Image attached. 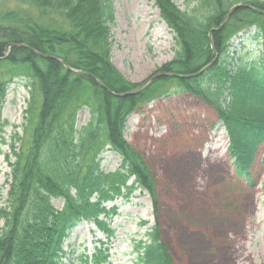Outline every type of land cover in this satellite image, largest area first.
I'll use <instances>...</instances> for the list:
<instances>
[{"label": "trees", "instance_id": "trees-1", "mask_svg": "<svg viewBox=\"0 0 264 264\" xmlns=\"http://www.w3.org/2000/svg\"><path fill=\"white\" fill-rule=\"evenodd\" d=\"M153 1L175 45L171 60L156 71L188 77L159 76L137 94L117 96L137 84L110 61L109 0H0V7L9 5L0 10L1 139L9 85L27 80L29 87L23 135L16 134L19 144L10 142L11 158L6 156L0 264L108 263V248L95 246L74 257L65 241L83 221L112 236L118 207L109 204L129 200L137 190L155 208L153 177L124 137L127 117L146 102L188 93L206 103L227 133L234 174L253 184L250 169L264 144V0H184V9L172 0ZM237 3L262 12L239 7L213 31ZM242 34L259 45L256 54L233 43ZM9 44L14 46L6 54ZM83 108L89 119L77 126ZM106 150L120 159L112 170L101 165ZM133 250L137 264H171L155 225Z\"/></svg>", "mask_w": 264, "mask_h": 264}, {"label": "rangeland", "instance_id": "rangeland-1", "mask_svg": "<svg viewBox=\"0 0 264 264\" xmlns=\"http://www.w3.org/2000/svg\"><path fill=\"white\" fill-rule=\"evenodd\" d=\"M172 1L185 8L184 0ZM109 3L110 61L128 82L139 85L173 57V34L153 0ZM241 36L233 43L256 54L259 45ZM26 81L9 85L2 109L7 124L0 138V202L8 189L9 144H19L15 136L23 135L26 123ZM88 119V109L79 110L77 126ZM124 137L153 177L156 206L139 190L129 200L117 199L109 204L118 207L110 222L114 234L107 237L92 223L81 222L65 241L74 257L102 246L108 248L105 264H137L135 241L155 225L171 264H264V144L251 166L249 185L233 172L227 135L215 111L188 93L141 104L128 116ZM102 157L105 170L116 168L120 161L109 150ZM54 204L61 207L60 200Z\"/></svg>", "mask_w": 264, "mask_h": 264}, {"label": "water", "instance_id": "water-1", "mask_svg": "<svg viewBox=\"0 0 264 264\" xmlns=\"http://www.w3.org/2000/svg\"><path fill=\"white\" fill-rule=\"evenodd\" d=\"M238 7H246V8H250V9H252V10H254V11H258V12H262V11H260V10H257V9H255V8H253L252 6H250V5H248V4H237V5H234L233 7H231L228 11H227V13L224 15V17H223V19H222V22H221V24H220V26L218 27V28H216V29H214V31H217V30H219L222 26H223V24H224V22L226 21V19H227V17L234 11V10H236ZM11 46H14V44H9L7 47H6V49H5V51H6V54H7V52L9 51V48L11 47ZM37 54H39V55H43V54H40V53H37ZM43 56H46V55H43ZM67 70H69V71H75V70H73V69H71L70 67H68V66H66L62 61H60V60H58ZM159 76H170V77H183L182 75H177V74H173V73H167V72H155L148 80H146L145 82H143V83H141L140 85H138L137 87H135L134 89H132V90H130V91H127V92H123V93H118V94H116L117 96H127V95H134V94H137L138 92H140L143 88H145L146 87V85L152 80V79H154V78H156V77H159ZM184 77H186V76H184ZM95 81H96V83L97 84H99V85H101L102 87H104L105 88V86L101 83V81L100 80H98V79H96L95 78ZM106 89V88H105Z\"/></svg>", "mask_w": 264, "mask_h": 264}]
</instances>
